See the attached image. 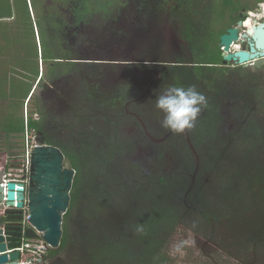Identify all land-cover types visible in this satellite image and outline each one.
I'll return each mask as SVG.
<instances>
[{"label":"trees","instance_id":"16d2710c","mask_svg":"<svg viewBox=\"0 0 264 264\" xmlns=\"http://www.w3.org/2000/svg\"><path fill=\"white\" fill-rule=\"evenodd\" d=\"M43 1L46 2V10L44 9L46 14L38 13L40 16L37 23L40 26L42 46L40 56L44 63H49L48 74L56 77V73L50 72L53 63L49 60L57 57L60 59L59 61L57 59L60 65L58 72L65 78L75 76L76 91L82 85L84 87L89 85L92 88L93 85L88 82L85 74L79 73L87 64H82L79 60L86 59L89 55L87 49L90 48L91 37L89 26L93 22L91 7H95L96 1ZM60 2L66 4L62 3L64 10L58 17L60 11L57 5H61ZM173 2L168 18L183 49L174 63L154 64L153 67L159 75L150 79V92L156 95L161 88L169 85L184 87L194 85L205 95L207 104L202 108L195 127L186 132V137L171 133L166 142L167 146L179 147L178 159L181 163L191 159L192 164V159L198 157L203 161L199 164L203 170L216 169L217 162L225 155L224 151L227 149L229 136L225 131L222 106L223 101L230 100L238 101L248 117L241 136L242 151L246 155L256 154L264 143V90L258 87V84L262 83L261 78L252 75L253 73H237L236 67L223 65L218 41L219 35L226 29L221 30V27L212 33L213 13L217 12L213 0ZM21 3L23 7L20 9L15 7V2L13 4L9 0L0 2V19L17 17L16 21L23 20L21 43L17 38L14 41L15 45L31 43L36 58L38 57L34 37L36 29L33 26L36 22L30 19L27 1L21 0ZM229 3L232 7L223 0L224 7L233 12L231 20L236 21L239 19L238 12L245 5L235 6L231 1ZM51 14L55 18H52ZM57 18H60L58 21L61 22V26L59 28L56 25L52 26L53 23L49 25L48 29L55 32L52 34L53 37L46 38L41 23L52 22ZM0 24V34L4 41L0 48L3 50L7 46H13V41L8 37V25L2 24L1 21ZM120 33V30L115 28L116 38ZM19 34H16L15 38ZM28 37H31L30 41L26 40ZM52 48L56 49L58 54H52ZM22 52L25 50H17L18 56L21 55L22 59H25L27 52ZM38 74L37 65L32 77L34 81ZM241 75L247 80L241 82L239 78ZM33 84L34 82H31L22 95L21 109ZM67 91L69 90L64 91L67 95L71 93ZM94 91L84 92L83 95H79V100L85 102L87 108L96 106V109H91L80 117H77L76 111L74 116H65L68 119L62 125V130L56 127L49 128L51 121L48 114L51 112H44L42 109L45 106L44 99L42 106L39 105L41 118L33 116L27 118V127L36 134L40 132L47 144L59 147L64 158L75 170L69 206L62 217L60 244L57 248L48 247L46 253L42 255L44 262L36 264H58L60 251L69 246L82 254L83 264H172L173 258L166 252V244L171 233L184 221L191 222L192 226L197 227L204 220V217L200 219L187 212L180 204V197H177L180 195L174 191L186 190L187 169L192 165L184 166L177 177L160 174L144 181L125 178L121 170L131 146L127 147L125 143L127 135L124 127L132 120V116L122 115L121 112L113 113L112 116L106 105L108 100L103 99L104 96H95ZM52 99L58 106L61 99L56 96ZM75 103L77 104V101ZM34 106L36 110V103ZM138 106L133 104L132 110L140 114ZM15 116V120L2 125L6 135L21 134L25 130L23 115L15 113ZM88 124L90 129L86 128ZM200 205L204 206V203L201 202ZM209 207L212 210L213 207L211 205ZM74 219L73 234L68 224L72 220L74 222ZM90 224L94 225V229ZM29 263L27 256L23 255L22 264Z\"/></svg>","mask_w":264,"mask_h":264},{"label":"rangeland","instance_id":"374dc122","mask_svg":"<svg viewBox=\"0 0 264 264\" xmlns=\"http://www.w3.org/2000/svg\"><path fill=\"white\" fill-rule=\"evenodd\" d=\"M95 1V7L91 5L93 22L91 21L92 25L89 26L91 36L90 48H87L89 55L86 59L79 60L82 64H87L79 73L85 74L88 82L93 85V90L89 85L85 87L82 85L76 91L75 76L63 77L62 73L58 72L60 59L54 55L56 58L49 60L53 63L50 72L62 75L61 84H63L62 92L57 90L55 85L57 77L48 74L49 63H44L40 56L42 46L39 36L40 26L37 23L40 14H32L30 18L36 22L33 25L36 29L34 37L38 51L36 58L31 43L15 45L14 41L17 38L18 42L22 39L23 20L19 22L16 21L17 17H11L1 21L2 24L8 25V37L13 41V46H7L3 50L0 48L1 158L21 153L23 133L6 135L2 128V125L15 120V113L22 114L24 119L29 116L38 118L41 116L39 105L42 106L44 99L45 106L42 109L44 112H51L48 114L51 121L49 128L56 127L62 130V125L68 119L66 117L74 116L75 111L77 117H80L81 114L96 109V106L87 108L85 102L79 100V95L95 90V96H104L103 99L108 100L106 105L112 116L117 112L132 116V120L124 127L127 135L125 143L127 147L131 146L121 170L125 178L144 181L160 174L177 177L184 166L192 165L187 169L186 190L174 191L180 195L177 197H180V204L187 212L193 213L200 219L204 217V220L197 227L192 226L191 222L184 221L171 233L166 244V252L173 258L172 264H264V143L256 154L243 153L241 136L248 117L239 102L223 101L224 126L229 137L225 155L217 162L216 169L203 170L199 165L203 161L198 157L192 159V164H190L191 159L181 163L178 159L179 147L167 146L166 142L171 133L160 126L162 114L154 106L157 94L151 93L149 86L150 79L159 75L153 67L154 64L174 63L183 49L168 18L173 0ZM230 1L235 6L245 5L247 11L257 7L258 0H224L229 7H232ZM62 3L57 5L60 11L58 17L64 10ZM213 5L217 10L213 13L214 19L211 23L213 34L221 27L223 30L236 24L231 20L233 12L224 7L223 0H213ZM256 14H260L257 20L261 21L264 9L262 13ZM58 20L60 18L41 23L46 38L55 32L48 29L49 25L53 23L52 26L56 25L58 28L61 26ZM115 28L121 32L117 38ZM243 29L244 27L240 28ZM16 34L19 35L15 38ZM26 40L30 41L31 37ZM3 42V36L0 34V44ZM20 49L27 52V54L22 52L26 55L25 59H22L21 55L18 56L17 50ZM51 51L52 54H58L54 48ZM37 65L39 74L34 81L32 77ZM223 65L233 67L231 62ZM41 70L44 73H40ZM246 70L253 73L252 75L259 76L260 72L264 73V65L258 70L251 66L246 67ZM236 71L245 72L240 69ZM259 77L262 83H259L258 87L264 90V77ZM239 78L241 82L247 80L244 75ZM31 82H34L36 87L31 91L30 100L26 99L21 109L22 95ZM65 90L71 93L67 95ZM48 96L51 98L49 99ZM55 96L61 99L58 100V106L52 99ZM133 104L139 105L140 114L132 110ZM89 124L86 127L88 129H90ZM186 132L181 135L186 137ZM34 133L36 132L30 134L34 135ZM14 157L17 156L7 157L10 163L17 164L13 167L8 166L10 178H17L19 176L17 173L20 171V168H17L18 161H15ZM64 166L71 167L66 159ZM201 202L204 206L200 205ZM209 205L213 207L212 210ZM105 214L106 212L103 216ZM74 225L75 219L68 224L73 234ZM91 226L94 229V225ZM41 243V238H32L30 248L24 251L29 264L44 262L42 255L46 250L43 254ZM82 258L79 251L69 246L64 251H60L58 264H83ZM46 262L49 263V260L46 259Z\"/></svg>","mask_w":264,"mask_h":264},{"label":"water","instance_id":"95a60500","mask_svg":"<svg viewBox=\"0 0 264 264\" xmlns=\"http://www.w3.org/2000/svg\"><path fill=\"white\" fill-rule=\"evenodd\" d=\"M262 3L258 7L239 13L236 26H231L219 36V45L223 64L248 66L249 61L259 67L264 63V19L257 20L262 13ZM256 14V15H255ZM264 15L262 16V18ZM251 18L250 29L247 21ZM245 29L239 35V28ZM262 31V40L257 38ZM247 40V49H234L236 42ZM38 142L31 151V170L27 186V226L19 224L0 225V264H21L22 238L41 237L48 247L57 248L62 237V217L70 201V190L75 170L64 166V154L54 145L47 144L44 136L38 132ZM0 172V212L7 213V218L23 219L22 207L25 197V183L5 180ZM10 207V208H8ZM24 236V237H23Z\"/></svg>","mask_w":264,"mask_h":264},{"label":"clouds","instance_id":"9594fccd","mask_svg":"<svg viewBox=\"0 0 264 264\" xmlns=\"http://www.w3.org/2000/svg\"><path fill=\"white\" fill-rule=\"evenodd\" d=\"M206 104L205 95L194 85L187 87L169 85L160 89L155 96L154 106L162 114L160 121L162 129L172 134H183L195 127L198 116Z\"/></svg>","mask_w":264,"mask_h":264},{"label":"flooded vegetation","instance_id":"af4514ba","mask_svg":"<svg viewBox=\"0 0 264 264\" xmlns=\"http://www.w3.org/2000/svg\"><path fill=\"white\" fill-rule=\"evenodd\" d=\"M262 2H264V0H258L257 2H256V6L258 7V4L259 3H262ZM244 10H245V7H242V10H241V12H243V15H245L246 13H247V11L244 13ZM239 13H240V11L238 12V15H239ZM239 19H240V17H239ZM239 19H237V20H239ZM263 19H264V17L262 18V20L261 21H263ZM237 20L235 21V25H232V26H236L237 25ZM227 28H229V27H227ZM226 28V29H227ZM240 28H242V27H240ZM240 28H239V35H241V32L245 29V27H244V29L243 30H240ZM218 43H219V41H218ZM237 45V42H236V44L235 45H233L234 46V49H242V50H245V49H247V46H248V50H249V47H250V45L248 44V42H247V40H239L238 41V47H235ZM228 63V62H227ZM232 63V62H231ZM233 64V63H232ZM262 65H264V63L263 64H261L259 67H256V66H254V64H253V60H250L249 61V65L248 66H242V65H237V64H233V67L234 66H236V68L237 69H240V70H244L245 72H243V73H250V72H247V70H246V67H253V68H255V70H258L259 68H261V66ZM40 73H43V71L41 70V72ZM257 75V74H256ZM59 76V77H58ZM258 76V75H257ZM259 76H263L264 77V73H262V72H260V75ZM258 76V77H259ZM56 77H57V81H55V85H56V88H57V90L58 91H60V92H62V87H63V84H61V81H62V75H60V74H56ZM34 87H36V85H34L33 84V86L31 87V89L29 90V93H28V95H27V97H26V99L28 100V98L31 96V91H32V89L34 90L35 88ZM39 118H41V116L39 117ZM12 157V156H14V155H6V156H4V158L2 159L1 158V155H0V172H3L4 174H8L9 173V168H8V166H15V165H17L15 162H12V163H10L9 161H8V159H7V157ZM14 159V158H13ZM17 168H19V167H17ZM20 170V169H19ZM19 176H21V172L20 171H18V173H17ZM23 202H24V205H23V207L21 208L22 209V215H24V212L26 211V209L28 210V207H27V205H26V203H25V197H24V200H23ZM8 208H10V207H8ZM27 212V211H26ZM7 213H5V214H3V213H1L0 212V225L3 227V225L5 224V225H11V224H19V225H26L27 226V223L25 222V220H21V219H13V218H7ZM24 237V236H23ZM37 238H40V237H37ZM26 242V243H31V241H32V238H26V237H24V238H22V242ZM47 251V247L42 251V253L44 254V251ZM25 253L26 252H21V258H22V256H23V254L25 255Z\"/></svg>","mask_w":264,"mask_h":264},{"label":"built area","instance_id":"2783aa9c","mask_svg":"<svg viewBox=\"0 0 264 264\" xmlns=\"http://www.w3.org/2000/svg\"><path fill=\"white\" fill-rule=\"evenodd\" d=\"M27 119H25L24 123H25V130L23 132V137H22V141H23V145H22V149H21V153L18 155H14L17 156L16 158L14 157L15 161H18V166L20 168L21 171V176H18L17 178H10L8 174H5V180H13V181H22L25 183V203L27 205V186H28V181H29V174H30V170H31V151L32 149L38 145V142L35 140L37 135L36 133H34V135H31L30 133H32L33 131L30 130L27 127ZM16 163V162H15ZM27 211V212H26ZM26 211L24 212L23 215V220H25L26 223L27 219H28V210L26 209ZM41 238V237H40ZM42 240V245L41 248L43 251L46 247H47V243L41 238ZM30 243H26L23 242V245L19 248L21 250V252L28 250L30 248ZM48 248V247H47Z\"/></svg>","mask_w":264,"mask_h":264},{"label":"crops","instance_id":"0c3cea01","mask_svg":"<svg viewBox=\"0 0 264 264\" xmlns=\"http://www.w3.org/2000/svg\"><path fill=\"white\" fill-rule=\"evenodd\" d=\"M26 1H27L28 9L31 15L38 14V13L42 14L46 10L45 9L46 2H44L43 0H26ZM0 2L4 3L6 2V0H0ZM9 2H11L12 4L15 2L14 5H16L15 6L16 8L21 9V7H23L21 0H9ZM13 14H14V10H13ZM6 19H0V21L6 20Z\"/></svg>","mask_w":264,"mask_h":264},{"label":"bare ground","instance_id":"6f19581e","mask_svg":"<svg viewBox=\"0 0 264 264\" xmlns=\"http://www.w3.org/2000/svg\"><path fill=\"white\" fill-rule=\"evenodd\" d=\"M262 4H263V5H262V7H261V10L263 11V9H264V3H262ZM258 15H260V14H258ZM261 15H262V14H261ZM247 24H248V27H249L248 29L251 30V29H250V27H251L250 25L253 24V22H251V18L247 21ZM251 31H252V30H251ZM257 38H258L260 41L262 40V31H261V30H260V31L258 30V32H257ZM235 47H238V45H236ZM242 49H243V48H242Z\"/></svg>","mask_w":264,"mask_h":264}]
</instances>
